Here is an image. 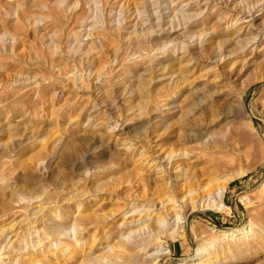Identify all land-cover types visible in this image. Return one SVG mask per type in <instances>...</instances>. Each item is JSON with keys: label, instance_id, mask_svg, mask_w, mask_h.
Listing matches in <instances>:
<instances>
[{"label": "rangeland", "instance_id": "rangeland-1", "mask_svg": "<svg viewBox=\"0 0 264 264\" xmlns=\"http://www.w3.org/2000/svg\"><path fill=\"white\" fill-rule=\"evenodd\" d=\"M224 181L226 209L185 206L174 233L153 213L123 241L149 215L128 206ZM0 245V264H183L199 246L264 264V0H0Z\"/></svg>", "mask_w": 264, "mask_h": 264}, {"label": "bare ground", "instance_id": "bare-ground-1", "mask_svg": "<svg viewBox=\"0 0 264 264\" xmlns=\"http://www.w3.org/2000/svg\"><path fill=\"white\" fill-rule=\"evenodd\" d=\"M254 9H255V7H251V8L249 7V11L242 12L244 16L246 15V16H249V18H251L252 23L250 24V28L254 27L253 22L257 17L254 15L256 13V11ZM256 36H258V35H256ZM246 41H245V43H246ZM257 43H259L257 38H254V39L250 40L248 43H246L245 45L244 44L243 45L246 47H248V45H249V47H250V44L252 46H255ZM254 51H255V49H254ZM167 105H170V104H167ZM163 158L164 159H166V158L173 159L174 155L166 156ZM158 159L161 160L162 156H160ZM169 163H168V168H169ZM153 165H155V164H152V166ZM181 168L184 170V168H186V167H181ZM173 179L174 180L180 179V176L179 175H173ZM170 180L172 181V179H170ZM136 182H137V180L135 181V183ZM182 185H184V184H182ZM188 188L189 189L183 191L178 196L174 195V194H170V195H167L166 197H163L162 199L157 200V202H155L154 204L142 205V209H140L141 207L128 206L127 209H129V210L127 211V214L132 213V215H134V214L149 213V215L147 217H145V219L144 218H138L137 220H135V222H134L135 225L140 224V225H142V227H139L138 229L129 232V234L127 235V237L125 239H123V241H126L128 243L133 244V243H138L142 240H145L147 235H149L151 237V234H149L151 229L149 228L150 224H148V220L152 217L154 218V216L156 214H159L158 219H157L158 225L161 228H163V227L169 228V229L174 228L173 229V233H174L177 230L184 228L186 225L185 223H186V219H187L188 215L187 214L182 215V213H181V209L184 208L185 206H189V210L191 212H195V211H198V210H201L204 208H215V209H219V210H223V209L227 208V205H226L225 200H224V198L227 194L226 192H227V188H228L227 187V181H224V182L218 184L215 189H213L210 182L209 183H201V184H198L197 186H194V187L191 186ZM182 211H184V210H182ZM153 213H155V215H153ZM219 232H221L224 236H232L235 238H242L245 236L249 237V234H253L251 227L249 228V225H245V224H242V225H240L236 228H233L231 230H219ZM5 243L2 244V246H4ZM128 252H132V251L128 250ZM213 253L214 252L211 251L210 247L199 246L197 249H195L193 251L191 256H189L184 261L183 264H211V261L213 260V257H214ZM122 254L124 255V253H122ZM120 261L121 262L119 264H126V259H123V257H120ZM111 262H113V263H111ZM111 262H107V261L90 262V263L87 262V263H83V264H116L114 261H111ZM131 264H134V263L132 262Z\"/></svg>", "mask_w": 264, "mask_h": 264}]
</instances>
